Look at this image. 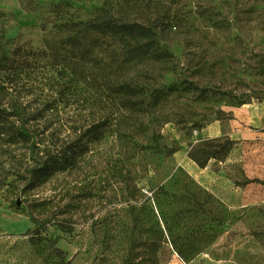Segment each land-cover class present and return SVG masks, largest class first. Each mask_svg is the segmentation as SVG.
Here are the masks:
<instances>
[{
	"label": "rangeland",
	"instance_id": "374dc122",
	"mask_svg": "<svg viewBox=\"0 0 264 264\" xmlns=\"http://www.w3.org/2000/svg\"><path fill=\"white\" fill-rule=\"evenodd\" d=\"M105 2L156 20L172 58L129 70L143 105L76 169L0 190V264H60L50 241L70 264H264V0H0V46L43 50ZM226 139L225 157L191 158ZM167 234L185 239L184 260Z\"/></svg>",
	"mask_w": 264,
	"mask_h": 264
},
{
	"label": "trees",
	"instance_id": "16d2710c",
	"mask_svg": "<svg viewBox=\"0 0 264 264\" xmlns=\"http://www.w3.org/2000/svg\"><path fill=\"white\" fill-rule=\"evenodd\" d=\"M144 20H123L105 2L88 20L64 25L65 37L43 50L15 46L6 53L0 46V190L12 182L32 190L73 171L116 116L143 105L144 88L130 79L129 70L172 58L160 48L157 21ZM233 144L205 142L191 158L202 168L225 157ZM167 241L184 260L179 242L185 239L167 234ZM50 247L60 264H70L55 241Z\"/></svg>",
	"mask_w": 264,
	"mask_h": 264
}]
</instances>
